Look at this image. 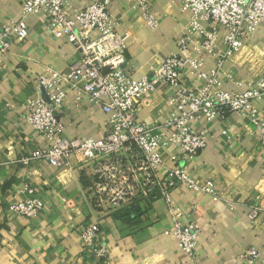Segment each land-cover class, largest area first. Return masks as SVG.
I'll return each mask as SVG.
<instances>
[{
  "label": "crops",
  "instance_id": "obj_1",
  "mask_svg": "<svg viewBox=\"0 0 264 264\" xmlns=\"http://www.w3.org/2000/svg\"><path fill=\"white\" fill-rule=\"evenodd\" d=\"M128 3L111 0L110 8L118 29L132 35L125 54L136 78L151 77L152 67L171 54L201 56L203 70L217 68L218 58L203 47L201 34L189 31L190 14L181 9V0H151L156 28L148 27ZM21 4L22 0H0V26L20 17ZM42 20H33L29 37L11 38L8 50L0 54V264H97L94 250L82 245L78 233L81 224L94 220L100 223L113 264H233L251 246L262 249L259 264H264V212L256 220L249 217L252 205L264 204V146L250 117L229 113L228 136L223 125L210 123L208 146L196 157L179 161L199 183L215 181L220 194L213 198L185 185L171 193L174 215L181 213L183 223L194 221L201 228L194 258L179 249L173 236L165 235L174 216L163 199L147 207L97 215L84 194L88 168L60 171L43 160L23 163L38 146L33 128L23 120L28 99L39 92L43 97L35 79L47 70L66 74L79 54L66 40L48 35ZM185 37L190 42L187 48L179 42ZM222 63L219 72L225 88H248L251 74L264 71V28ZM183 77L190 85L202 82L191 74L190 65ZM164 95L140 111L142 120L154 123L164 110ZM75 99L72 90L58 116L64 136L102 137L105 116L85 100L76 104ZM165 172L162 169L161 175ZM34 195L45 202L37 216L9 215L11 203ZM72 198L77 206L69 209L65 200Z\"/></svg>",
  "mask_w": 264,
  "mask_h": 264
},
{
  "label": "built area",
  "instance_id": "obj_2",
  "mask_svg": "<svg viewBox=\"0 0 264 264\" xmlns=\"http://www.w3.org/2000/svg\"><path fill=\"white\" fill-rule=\"evenodd\" d=\"M110 4L111 0H22L20 17L0 26V54L8 50L11 38L26 40L37 18L43 19L48 35L79 51L66 74L47 70L35 79L48 100L39 92L27 101L23 120L33 128L38 146L23 163L43 160L60 171L88 168L84 194L97 215L147 207L163 199L174 216L165 235L173 236L179 249L194 258L201 228L194 221L183 223L181 213L174 215L171 193L185 185L213 198L220 194L215 181L199 183L179 161L196 157L208 146L210 123L223 125L228 136L227 117L234 112L250 117L264 146V71L252 73L248 88L239 91L225 88L219 72L224 58L238 53L245 39L264 28V0H181V9L190 14L189 31L201 34L203 47L218 58L217 68L203 70L201 56L171 54L152 67L151 77L142 78L128 66L125 53L132 35L128 29H118ZM127 5L148 27H157L151 0H129ZM179 42L183 48L190 44L187 37ZM186 65L194 78L202 80L200 84L190 85L183 77ZM72 90L76 104L85 100L105 116L102 137L64 136L58 116ZM162 93V113L153 124L142 120L140 111ZM76 204L73 198L65 200L69 209ZM44 208V200L34 195L11 203L7 212L35 217ZM262 212L264 204L252 205L249 217L256 220ZM78 233L82 245L94 250L97 264H113L99 221L81 224ZM261 254V248L251 246L233 264H259Z\"/></svg>",
  "mask_w": 264,
  "mask_h": 264
},
{
  "label": "water",
  "instance_id": "obj_3",
  "mask_svg": "<svg viewBox=\"0 0 264 264\" xmlns=\"http://www.w3.org/2000/svg\"><path fill=\"white\" fill-rule=\"evenodd\" d=\"M42 95H43V98H44L45 100H48V97H47L46 92H45L44 90H42Z\"/></svg>",
  "mask_w": 264,
  "mask_h": 264
}]
</instances>
